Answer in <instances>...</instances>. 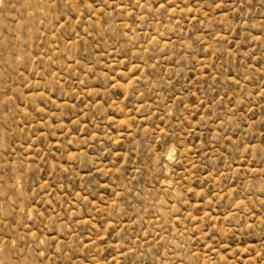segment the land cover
<instances>
[{"label": "rangeland", "instance_id": "rangeland-1", "mask_svg": "<svg viewBox=\"0 0 264 264\" xmlns=\"http://www.w3.org/2000/svg\"><path fill=\"white\" fill-rule=\"evenodd\" d=\"M0 264H264V0H0Z\"/></svg>", "mask_w": 264, "mask_h": 264}]
</instances>
